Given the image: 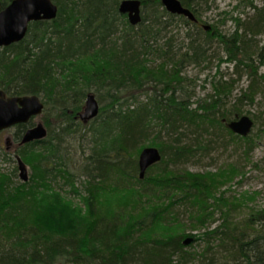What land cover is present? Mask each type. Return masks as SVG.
Here are the masks:
<instances>
[{
    "label": "trees",
    "instance_id": "1",
    "mask_svg": "<svg viewBox=\"0 0 264 264\" xmlns=\"http://www.w3.org/2000/svg\"><path fill=\"white\" fill-rule=\"evenodd\" d=\"M11 1L0 0V9ZM54 1L60 7L55 20L33 23L24 41L0 50V88L10 95L39 94L45 102V111L55 115L59 124L64 125L60 126L61 134L53 135L52 123L47 121L48 137L20 148L19 154L32 169L29 180L35 182L37 178L43 182L47 178L62 177L73 182L74 173L60 155L63 149L58 136L70 134L72 127L79 125L75 115L82 107L88 88L99 81L104 83L109 93L108 82H112L110 84L121 88L122 92L148 89V85H152L161 96L157 98L154 95L149 102H136L133 99L136 97L131 96L133 101L126 98L118 103L110 101L109 109L101 107V125L92 129L93 143H98L101 149L92 150L83 168H92V165L94 170H105L109 162L108 159L107 163L103 161L110 150L121 152L124 148L127 151L131 146L136 147L140 140L153 134L152 121L157 124L158 119L168 130L165 136L172 138L174 143H187L185 146L176 145L175 151L169 155L164 154L160 165L165 169L159 171L160 180L157 178L152 183H149L151 177L143 181L137 178L135 165L127 172L129 161L116 165L112 172L135 178L138 182L135 184H151L150 195L157 197L163 192L166 200L172 199L166 208L158 204L159 210L152 208L153 211H149V207L143 212L121 217H99L93 203L88 204V211L83 215L67 203L64 220L59 221L43 199L39 201L43 202L42 210L48 217L41 216L30 207L31 204L37 205L34 198L37 190L33 184L13 183L12 175L0 173V264H264V209L255 216L256 222H252L253 218L249 222L237 215L236 199L223 192L227 197L223 199L221 196L220 207L210 211L207 202L210 198L215 200L213 190L221 186V181L170 167L180 160L196 157L198 153L207 155L213 146L220 143L215 135L224 136L220 140L222 144L242 139L221 122L222 119L229 121L233 118L231 111L226 113L225 101L220 103L213 97L212 103L205 101V104L200 103L198 108L191 109L184 100L176 98L177 90H183L186 81L182 74H178L182 72L180 66L186 62H202L206 55L202 45H194L196 41L189 36L190 31L186 38L190 39V49L193 47V50L176 53L173 37L158 44V40L166 36L163 31L171 26L172 19L178 18L186 26L200 28L198 0H181L194 11L198 19L196 23L170 15L162 8L160 0H142L143 20L138 26H132L127 15L119 13L121 0ZM249 6L254 14L245 22L230 17L238 27L233 33H224L218 25H213L206 35L208 39L218 38L230 54L234 74H239V69L246 70L256 83L259 66L255 65L258 59L254 58L257 51L254 38L264 32V4L260 8L253 3H248ZM220 15L224 16L221 22L225 24L229 13ZM120 24L122 29H119ZM155 56L164 59L156 63L153 60ZM171 63L176 65L173 71L176 75L172 77L167 69ZM253 67L256 69L254 73ZM227 84L222 83V90ZM253 86L258 87V84ZM245 94L253 102V88L250 87ZM146 111L154 119L143 117ZM193 118L197 122L190 125L187 120ZM25 126H19V130ZM98 128L104 132L101 139L97 137ZM187 130L189 132H185ZM156 143L160 145L162 142ZM133 192L138 194L135 188L130 193ZM151 202L155 204V200ZM178 205L182 210L185 206L183 213L188 214L192 230L203 229L201 234L191 235L194 240L189 245L184 244L183 236L159 238L151 229L158 220L168 224L172 217L177 218L175 214L179 213L173 210ZM218 214L219 218H216ZM68 228H72L69 234L65 233ZM198 241H202L199 244L201 249H191Z\"/></svg>",
    "mask_w": 264,
    "mask_h": 264
},
{
    "label": "rangeland",
    "instance_id": "2",
    "mask_svg": "<svg viewBox=\"0 0 264 264\" xmlns=\"http://www.w3.org/2000/svg\"><path fill=\"white\" fill-rule=\"evenodd\" d=\"M248 3H253L261 7L263 5V0H198L199 5L197 10L203 24L218 25L225 33L231 34L235 31L237 25L231 20L222 24L223 22L221 21L224 18L219 15L220 12H228V18L230 19L231 16L236 17L237 14L245 11V14L242 16L246 18L253 14V11L247 7ZM171 25L172 26L165 30L166 32L163 31V34L166 36L160 38L158 44L166 42L169 37H173V44L175 45L173 50L176 53H185L189 49L190 39L186 38V35L188 31H190L192 37L199 40L202 47L206 49L205 59L202 62H186L183 65L184 71L182 75L185 77L186 81L183 84L184 89L177 92V98L182 101L184 100L186 104H189L188 106H191V109H196L200 103L205 104V101L212 103L213 100H211V98L214 97L218 99V97L221 96L227 104V114L231 111L233 113L231 114L233 118L236 113L249 115L255 121V127L249 137L238 141L231 140L229 143L225 142V144H222L220 141L223 140V135L220 134V137L215 135L214 138H219L217 142L221 144L219 143L213 146L207 155L198 153L196 157H192L189 160H180L171 164L170 167L175 168L179 172L187 170L201 176L208 173L209 180L221 181V186L217 189L218 191H213V195L215 193L216 197H221L224 192L227 196L235 198L241 205L240 207H236L241 213L247 215L251 210L264 209V32L254 38L257 44V51L254 58L257 57L258 59L255 65L259 66L255 83L253 77H250L246 70L239 69V74H234V65L227 62L228 56L226 55V50L220 44L218 38L214 37L208 39V36L199 28L186 26L178 19L172 20ZM122 27L123 26L120 24L119 29H122ZM153 60L157 62L162 61L161 58H157L156 56L153 57ZM252 72H256L254 67L252 68ZM222 81L228 83L224 91H222L221 88ZM256 84H258V87L253 86ZM228 85H230V87H227ZM148 86L150 89H153L152 85ZM250 87H252L255 92L253 102H250L245 94L249 92ZM146 89L147 88H144L139 92L141 101L145 100L147 97L146 93L151 91ZM100 93L103 95L100 104L102 107L106 108L109 101L107 97L104 96L105 92ZM242 95L243 99L236 103V99ZM45 117L52 122L53 135H57L58 133L61 134V125L55 120L53 115H49L48 112L36 117L33 123L39 121L44 122ZM73 129L79 131L75 133ZM192 129L195 130L196 127ZM16 131V128H12L1 132L0 145L4 146V141L7 137L13 139ZM72 131L73 132L70 134L58 136V138L62 141L61 148L64 150L67 149L69 152L71 151V159H69L70 155L66 154V157L69 159V163H72L71 167L74 173L73 182L81 191H84L87 177L83 175L81 167L85 160V153L90 150L93 144H91V134L87 133V129H78V127L73 126ZM151 131L153 134H151L149 138L142 139L138 142L136 145L137 149L149 146L156 147L158 145L156 142H163L165 138H167V140L169 138L165 136L168 130L160 123L153 124ZM83 132H86V135L80 137ZM185 132H189V130ZM156 137H158L157 140H155ZM129 161L130 167H132L134 160L130 158ZM159 169L160 168L154 169L150 173H147L146 178H152L149 183H152V180L160 178ZM162 169H165V167L162 166L160 171H162ZM28 172L29 175L32 176L33 173L30 166ZM0 173L12 175L11 181L13 183H17L19 180L17 162L15 160H10L3 153L0 154ZM115 176L117 178H113L111 182L96 185L95 192L90 193L98 198L99 205H96L95 211L97 216H107L109 218L115 215L121 217L123 215H130L131 213L137 214V212H143L146 208L151 207L153 204L151 201L157 199L156 195H150L151 184L145 182L135 184V182H137L135 178H129L123 175ZM136 176L138 178V174ZM120 178H122V180ZM64 180L66 181V178L62 177L53 179L47 178L43 180L44 183L37 178L35 182L28 180V184H33L32 187H35L37 190L34 193L37 205L31 204L30 207H32V210L36 213H40L41 216L48 217L44 214L45 210H42L43 207L41 203L43 202L39 201L43 199L44 202L49 203L47 208L54 211L55 218L59 221H63L65 213L62 211L66 210L67 203L72 201L70 204L72 209L77 211L79 208V212H83V215H85L88 209L84 206L82 197L80 194L70 192L71 186ZM134 188L138 190L137 195L134 192L130 193ZM126 189L129 190L126 191ZM156 203L155 201V204ZM80 204L82 206L78 207ZM212 204L213 203H211V205ZM179 206L180 205L176 206L177 208H175V210L182 218L187 217L188 215L183 213L185 207L184 210H182L183 208ZM38 207H40L39 210ZM77 216L80 215L77 214ZM216 218H219V214L216 215ZM187 220L188 219H186V221ZM216 223L218 222H215V224ZM169 224L170 223L164 224L159 220L154 223L152 228L154 236L159 238L165 237L164 233L171 234L172 232L170 231H173L175 228H181L176 222H172L171 225ZM189 227V224H187L188 231L190 229ZM71 229L72 228H68V231H65V233L70 232ZM201 243L202 241L193 243L194 247L191 249H201V245H199Z\"/></svg>",
    "mask_w": 264,
    "mask_h": 264
},
{
    "label": "bare ground",
    "instance_id": "3",
    "mask_svg": "<svg viewBox=\"0 0 264 264\" xmlns=\"http://www.w3.org/2000/svg\"><path fill=\"white\" fill-rule=\"evenodd\" d=\"M13 1V0H12ZM11 1V2H12ZM53 1V4H54V6H56L57 7V14H56V16L54 17V18H51V19H39V20H31V21H29V23H28V26H27V31H26V33H25V36H24V38L23 39H20V40H18V41H16V42H13V43H11V44H9V45H2V46H0V50H2V49H4V48H7V47H10V46H12V45H14V44H17V43H20V42H22V41H24L25 39H26V37L29 35V32H30V27H31V25L33 24V23H35V22H39V21H53V20H55L57 17H58V15H59V11H60V7H59V4L58 3H56L54 0H52ZM123 1H125V0H121L120 2H119V5H118V11H119V13H121V14H123V15H127V13H123V12H121L120 11V5H121V3L123 2ZM139 1H141V13H142V20H143V12H142V10H143V1L142 0H139ZM180 2H181V0H179ZM11 2L8 4V5H6L4 8H2V9H0V11H2V10H4L6 7H8L10 4H11ZM160 2H161V5H162V8L163 9H165L170 15H173V16H176V17H184L185 19H187V20H189V21H191V22H193V23H196V22H198V19H197V17H196V15H195V13H194V11L192 10V9H190L189 7H186L182 2H181V4H182V6L184 7V8H186V9H188V10H190L194 15H195V17H196V21H192V20H190L189 19V17H187L186 15H184V14H178V13H173V12H171V11H168L167 10V8H166V6L163 4V2H162V0H160ZM263 4H264V2H263ZM256 6V5H255ZM263 6V5H262ZM261 6V7H262ZM247 7H248V5H247ZM258 7V6H257ZM248 8H250V10H252L251 9V7L249 6ZM258 8H260V6L258 7ZM253 11V14H254V10H252ZM223 12H226V11H223ZM220 14H222V12H220ZM219 14V15H220ZM243 14H245V11H242V12H240L239 14H237L236 15V17H234V19H236V18H240L241 19V22H245V20L247 19L248 20V17H246V18H244L242 15ZM253 14L251 15V16H253ZM220 16H222V15H220ZM251 16H249V17H251ZM224 17V16H223ZM127 19H128V22L132 25V26H138L141 22H142V20L137 24V25H133L130 21H129V18H128V15H127ZM175 19H178V18H175ZM175 19H172V20H175ZM233 18L231 19H228V20H231V21H234V24L235 25H237L236 24V22H235V20H234ZM227 20V21H228ZM172 26V25H171ZM192 26V25H191ZM201 28H199L202 32H204L205 34H206V32H209L210 30H211V26H213V25H209V24H201V25H199ZM208 27V29H206ZM239 27H242V26H239ZM238 28V27H237ZM171 30V29H170ZM214 32V31H213ZM190 33V32H189ZM225 33V32H224ZM165 35V34H164ZM190 37H191V39L192 40H194V42L196 41V44H194V45H197V44H200V45H202L200 42H199V40H197V39H195V38H193L192 37V35H191V33H190V35H189ZM188 36V37H189ZM193 45V46H194ZM192 47V46H191ZM193 48V47H192ZM190 49V43H189V49L190 50H193V49ZM203 48V47H202ZM188 49V50H189ZM203 49H205V48H203ZM187 50V51H188ZM206 50V49H205ZM191 53V52H190ZM185 55V54H184ZM226 55L228 56V61L227 62H230V54L228 53V52H226ZM186 56V55H185ZM162 59V58H161ZM164 59V58H163ZM162 59V60H163ZM187 59V58H186ZM186 61V60H185ZM162 62V61H161ZM156 63H160V62H157L156 61ZM230 63H232V62H230ZM185 64V63H184ZM183 64V65H184ZM233 65H234V63H232ZM182 65V64H181ZM176 65H174L173 63H171L170 65H168V74H169V76H174V75H176V74H174L173 73V71L175 70V67ZM183 66L181 67L180 66V69H181V71L182 72H180V73H178L179 74V76H181V74H183ZM235 69V68H234ZM183 76V75H182ZM109 84H108V87H109V90H110V93L108 92V90H107V87H105V85H104V83H102V82H96L95 84H93V86H91V87H89L88 88V91L86 92V95H85V97H84V101H83V104H82V107H81V109L78 111V113L75 115V120L78 122V124L79 125H77V126H74V127H78V129H87V133H90L91 134V144H93L91 147H90V150H88L87 151V153H85L86 154V156L84 157L85 158V160H86V158L90 155V153L92 152V150H94L95 148L96 149H101V147L99 146V145H97V144H95V143H93V141L95 140V136L93 137V135H94V132L92 131V129H93V126L94 127H100V125H101V122L102 121H99V116H100V113H101V104H100V102H101V100H102V94L100 93V92H105V95L104 96H106L107 97V99H108V101L110 102H112V101H116V103H118V102H121L122 100L124 101L126 98H129L130 100L132 99V98H130L131 96L133 97H136V98H133L134 99V101H136V102H149L150 101V98L151 97H153L154 95H155V97H159L160 98V96H161V94H158V91H154V87H153V89H150V88H148V89H146V90H151L150 92H148V93H146V95H147V97H146V99L145 100H140V98H139V92H141L140 90H137V91H131V92H122V89L120 88V89H118L117 87H115L114 85H112V84H110V83H112V82H108ZM184 84V83H183ZM173 88V87H172ZM172 88H171V90H172ZM170 90V91H171ZM0 91H3L5 94H6V98H9V97H31V96H36V97H38L39 98V100L44 104V108H43V111H42V113L41 114H38V115H35V116H33L27 123H24V124H22V123H20V124H15L14 126H12V127H10V128H5V129H2V130H0V133L1 132H3V131H6V130H9V129H12V128H16L17 129V131L15 132V134H14V138L12 139L11 137H7L6 139H5V141H4V146H2V145H0V154H5L6 156H7V158H9L10 160H15L16 162H17V169H18V171H19V180H18V182H27L29 179H30V175H29V172H28V168H29V164L22 158V156L19 154V150H20V148H22L23 146H26V145H29V144H31V143H33V142H36V141H40V140H43V139H46L47 137H48V135H49V129H48V127H47V125H46V123H47V121L48 122H50V123H52L50 120H48L47 119V117H45V119H44V122L43 121H39V122H37V123H33V120L36 118V117H38V116H41V115H43V114H45L46 113V111H45V107H46V105H45V102H44V100H43V98H42V96H40L39 94H25V95H10L5 89H3V88H0ZM179 91V89L177 90V92ZM222 91H224V90H222ZM110 94H111V96H110ZM89 96H93L94 97V99L98 102V104L100 105V110H99V113L97 114V116H95L94 118H92V119H90L89 121H85V120H83L82 118H81V114L85 111V108H86V106H87V101H88V98H89ZM176 98H177V93H176ZM133 99H132V101H133ZM178 100H180V99H178ZM220 103H223L224 102V99H222L221 98V96H219L218 97V99H217ZM118 101V102H117ZM236 101H237V99H236ZM109 102H108V104L107 105H109ZM107 105H106V109H109L110 108V106L109 107H107ZM227 105V104H226ZM149 106V110L151 109V106L150 105H148ZM200 106V105H199ZM198 106V107H199ZM198 107H196V108H198ZM226 112V111H225ZM200 114H202L203 112L202 111H200L199 112ZM49 115H53V114H49ZM142 116L143 117H146V116H148V118H150V117H152V115H151V113L150 112H144L143 114H142ZM243 116H248L250 119H251V121L253 122V125H252V127H251V130H250V133L248 134V135H246V136H243V135H240V134H238V133H236V132H234L230 127H229V125H230V123H232L233 121H236V120H239L241 117H243ZM53 117L55 118V120L56 121H58V123H59V120H58V118L55 116V115H53ZM152 119H154L153 117H152ZM186 120V119H185ZM97 121H99V122H97ZM188 122H189V124L190 125H195L196 124V122H197V120H196V118H193L192 120H187ZM186 121V122H187ZM157 122L158 123H160L161 124V120L160 119H158L157 120ZM187 122V123H188ZM221 122H224L225 124H226V126L228 127V129L233 133V134H235V135H238L239 137H241L242 139H245V138H247V137H249L250 135H251V133L253 132V130H254V127H255V121L253 120V118H251V116H249V115H246V114H241V113H237L236 115H235V117L234 118H232L231 120H229V121H227V120H223L222 119V121ZM40 123H42L43 125H44V127L47 129V136L46 137H44V138H42V139H39V140H33V141H31V142H28V143H24L23 144V137H24V135H25V133L29 130V129H31L32 127H35V126H37L38 124H40ZM153 124H156V122L155 121H152V125ZM21 125H26L25 127V129H22L21 131L19 130V126H21ZM73 128V127H72ZM100 131H99V134H97V137H99V139H101V135L102 134H104V132H102L101 130V128H98ZM175 129V128H174ZM74 130V132L75 133H77L78 131L76 130V129H73ZM71 132H73V131H71ZM82 132V131H81ZM113 131H111L110 133H112ZM86 135V132H83V134H81L80 135V137H83V136H85ZM112 135V134H111ZM176 137V136H175ZM181 137H183V136H181ZM185 137V136H184ZM183 137V138H184ZM185 143H187V141H180V143L178 142V141H176L175 143H174V140L172 139V138H168V140H167V138H165V141H163L160 145H157L156 147L154 146V147H151V146H149V147H141V149H137V147H133V146H131V147H129V148H127V151H126V148H124V150L122 149V150H120L121 152H118L117 150H114V151H112V150H110V153H107L108 155H106V157H105V160L103 161L104 163H107V159H108V162H109V167L108 168H105V170H103V171H101V170H94V166H92L91 164V167L92 168H90V167H88V168H83V165H84V162H85V160L83 161V165H82V167H81V169H82V172H83V175L84 176H86L87 177V179L85 180V188H84V191H81V189L77 186V185H75V183L74 182H70V181H65V182H67L70 186H71V191L70 192H74V193H76V194H80V196L82 197V202H83V204H84V206H86V209H87V207H88V204H94V206H96V205H99V203H98V198L96 197V196H94V195H92V194H90V193H93V192H95V190H96V185H101V184H105V183H108V182H111L112 180H113V178H115L116 176L115 175H117L115 172H112L114 169H116V165L118 164V163H124L125 161H129V159L131 158L132 160H134L133 162H134V164H133V162H132V164L133 165H135V166H137V168H138V170H137V174H138V178L140 179V180H145V178H146V176H147V173H149V171H152V170H154V169H158V168H160L159 170H158V172L161 170V165H160V163L162 162V160H163V158H164V154L166 153L167 155H169V153H171L172 151H175V146L176 145H179V146H185L184 144ZM147 148H155L157 151H158V153H159V156H160V159L158 160V161H156L155 163H153L152 165H150V167H148L147 168V170H146V172H145V176L143 177V178H141V176H140V174H141V168H140V161H141V155H142V153H143V151L145 150V149H147ZM68 149H70V148H68ZM139 150V151H138ZM66 154L67 155H70V157H69V159H71V151L69 152L67 149L66 150H61V153H60V155H62L64 158V163L65 164H67L68 165V167L69 168H71V170H72V163L70 162L69 163V159L66 157ZM171 155V154H170ZM122 158L123 159H125L124 161L122 160ZM119 160V161H118ZM100 161V160H99ZM121 161H123V162H121ZM20 163H23L24 164V166H25V173H27L28 174V179L26 180V179H24V177L22 176V171H21V168H20ZM129 163H130V161H129ZM129 169L127 170V172H130V165H129V167H128ZM151 169V170H150ZM95 171V172H99L98 174H95V175H92V174H94V173H91L92 171ZM73 171V170H72ZM187 171V170H186ZM112 172V173H111ZM182 172H185L184 170L182 171ZM128 174V173H127ZM136 174V175H137ZM174 174V173H173ZM172 174V175H173ZM203 176H205V177H207L208 178V176H209V174L208 173H205ZM120 177V176H119ZM174 176H172L171 178H173ZM117 178V177H116ZM168 178H170V177H168ZM121 180H122V178H120ZM105 181V182H104ZM17 182V183H18ZM165 182V181H164ZM219 187H215V189L213 190V191H218L217 189H218ZM124 190V189H123ZM127 190H129V189H126V191ZM125 191V190H124ZM60 192V191H59ZM129 192V191H128ZM212 192V191H211ZM92 195V196H91ZM215 196V195H214ZM223 196V195H222ZM224 198L223 199H225L227 196H223ZM208 199V198H207ZM71 201V200H70ZM155 201L157 202L156 203V205H152L150 208H149V211L151 210V211H153V209L152 208H154V209H158V204H159V206H161V208L163 207V208H166L167 206H169L170 205V203L172 202V199L170 200H166L165 199V197H164V195H163V192H161V194L160 195H157V199H155ZM221 201H222V199H221V197H216L215 196V200L214 199H212V198H210L209 199V202H207V205H208V208H209V210L211 211V210H213V208H215L216 210H217V208H219L220 207V205H221ZM72 203V201L71 202H69V204H71ZM211 203H213L212 205H211ZM80 206H82L81 204L80 205H78V207H80ZM241 205L238 203V202H236L235 203V211H237V213H239V214H237L238 216H240L241 218H246V220H248L249 222L251 221V219L253 218V220H252V222H256V215H257V213L259 212V211H261V209H255V210H251V211H249L248 213H247V215L245 214V213H241L240 211H238L239 209L238 208H236V207H240ZM182 207H185V206H182ZM188 207V206H187ZM175 209V208H174ZM159 210V209H158ZM62 211V210H61ZM76 211V210H75ZM78 211H80L79 210V208H78ZM174 212H176V210H173ZM62 212H64V210L62 211ZM169 212H172V211H170L169 210ZM116 213V212H115ZM81 214H83V212H81ZM177 215V216H176ZM185 215H188V214H185ZM175 216L177 217V218H175V217H172V220L170 219V225L172 224V222H176L181 228H175L173 231H170V232H172L171 234H164L165 236H183L182 238L184 239V244L185 245H189L193 240H194V237L193 236H191V235H199V234H201L202 232H203V229L202 230H200V229H197V230H192L193 229V225L190 223V221H189V219H188V216L187 217H185V218H182L181 216H180V214H175ZM174 218V219H173ZM181 218V219H180ZM186 219H188L187 221H186ZM45 221H47L46 219H45ZM187 224H189V231L187 230L188 228H187ZM153 226L154 225H151V229L153 228ZM146 229H144L143 230V232L145 231ZM188 232V233H187ZM145 234L147 233V231H145L144 232ZM150 233V232H149ZM154 233H155V231H154ZM151 234V233H150ZM187 240H190V242L189 243H187L186 241Z\"/></svg>",
    "mask_w": 264,
    "mask_h": 264
},
{
    "label": "water",
    "instance_id": "4",
    "mask_svg": "<svg viewBox=\"0 0 264 264\" xmlns=\"http://www.w3.org/2000/svg\"><path fill=\"white\" fill-rule=\"evenodd\" d=\"M168 11L184 14L190 20L196 21L195 15L184 8L179 0H162ZM120 11L127 13L129 21L137 25L142 20L141 1L125 0L120 5ZM57 14V7L52 0H13L4 10L0 11V46L9 45L23 39L27 31V26L31 20L51 19ZM208 29V27L206 28ZM44 104L36 96L31 97H9L0 91V130L10 128L15 124L27 123L33 116L41 114ZM100 105L93 96H89L85 111L81 118L85 121L97 116ZM253 122L248 116H243L239 120L230 123L229 127L236 133L246 136L250 133ZM47 129L42 123L29 129L24 137L23 144L33 140H39L47 136ZM160 159L155 148H147L141 155L140 168L141 178L150 165ZM22 176L28 179L25 173V166L20 163ZM187 243L190 240L186 241Z\"/></svg>",
    "mask_w": 264,
    "mask_h": 264
}]
</instances>
